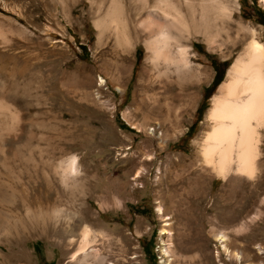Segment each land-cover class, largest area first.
Here are the masks:
<instances>
[{
    "label": "rangeland",
    "instance_id": "obj_1",
    "mask_svg": "<svg viewBox=\"0 0 264 264\" xmlns=\"http://www.w3.org/2000/svg\"><path fill=\"white\" fill-rule=\"evenodd\" d=\"M100 1L0 0V197L25 190L48 198L70 217L61 222L62 229L38 228V233L31 230L7 244L0 234V264H78L72 256L84 226L95 234L93 246L106 257V264H264V254L256 249L264 248V214L248 215L252 228L242 232L214 226L223 221L224 181L207 178L190 191L192 169H172V163L194 155L193 144L212 99L250 37L234 46L235 37L241 40L244 33L238 34L228 22L213 31L216 44L194 35L185 43L191 64L187 79L172 77L165 89L156 84L158 94L141 104L135 91L148 51L146 37L141 34L134 43L132 73L117 84L121 52L111 44H99L95 14ZM233 16L264 46L262 0H238ZM212 65L222 82L203 100L216 74ZM201 104L206 109L198 116ZM73 156L76 181L83 186L82 206L70 203L65 196L72 185L62 182V163ZM132 158L140 164L152 160L138 180L135 173L126 175ZM4 165L11 168L12 177L5 174ZM49 183L52 188L46 191ZM169 184H174L176 198L166 192ZM116 187L125 191L113 200ZM260 201L264 205V194ZM13 204L0 210L25 216L16 200ZM78 212L82 216H75ZM221 233L229 237L232 254L217 241ZM167 249L172 254L165 259ZM238 250L249 257L238 262L233 256Z\"/></svg>",
    "mask_w": 264,
    "mask_h": 264
},
{
    "label": "bare ground",
    "instance_id": "obj_2",
    "mask_svg": "<svg viewBox=\"0 0 264 264\" xmlns=\"http://www.w3.org/2000/svg\"><path fill=\"white\" fill-rule=\"evenodd\" d=\"M229 1L233 3L232 7ZM262 2L264 3V0ZM237 10L238 0H101L95 14L99 44H111L121 52V55H118V71L114 78L117 84H121L126 73H132V47L139 41L141 34L145 35L144 44L148 51L135 91L141 97V104L157 93L154 87L156 84L165 89V86L173 82L172 77L183 79L191 72L185 43L194 35H204L210 45L216 44L217 35L213 31L220 23L228 22L238 34L244 33L241 40L235 37L234 46L242 44L246 40L245 37H250L248 43L242 44V51L212 99L201 134L193 144L194 155L190 159L172 163L174 171L184 172L192 169V177L187 181L190 191H196L195 189L203 186L207 178L215 177L224 181L225 195L221 196L224 201L221 206L224 211L223 221L217 220L214 226L232 229L236 233L245 231L252 225L248 215L255 213L258 217L264 214V205L260 201V196L264 194V46L258 41L254 31L244 27L241 22L234 21L233 13ZM208 72L201 70V75L208 77ZM144 128L142 125L141 129ZM139 148L141 147H136V153L141 155ZM137 159L130 160L126 172L128 178L135 173L134 180L140 179L147 170L146 166L152 162L147 158L140 164ZM62 167V182L67 186L72 185L71 191L65 197L70 203L82 206L83 186L76 181V157L73 156L62 163ZM3 168L5 174L12 177L11 168L6 165ZM51 188L49 183L46 191ZM112 191V199L117 200L118 193L122 194L125 189L116 187ZM11 192L2 193L0 208L11 205L16 200L19 203L17 210L24 212L25 216L13 212L12 216L0 210V234H3L6 244L10 243L12 238L22 237L31 230L38 233V228L52 226L56 230L62 229L61 222L70 219L68 216L64 217L65 211L57 208L48 198L32 196L25 190ZM166 192L174 197V184L167 185ZM60 199L62 196L58 195L56 202H60ZM80 214L82 216L81 212L75 216L80 217ZM164 226L170 224L165 223ZM80 231V243L72 259L78 261V264H106V257L99 255V249L93 246L95 234L92 230L84 226ZM216 239L226 254H232L228 248L229 237L226 234L221 233ZM256 249L259 254H264L261 245ZM0 250L3 251L2 246ZM244 252L238 250L233 256L241 262L243 257H249ZM120 253L126 258L123 249H120ZM171 254L167 249L162 256L166 259ZM164 263H167V260Z\"/></svg>",
    "mask_w": 264,
    "mask_h": 264
},
{
    "label": "trees",
    "instance_id": "obj_3",
    "mask_svg": "<svg viewBox=\"0 0 264 264\" xmlns=\"http://www.w3.org/2000/svg\"><path fill=\"white\" fill-rule=\"evenodd\" d=\"M261 18V17H260ZM85 50V49H83ZM214 69H216V74H215V77H214V80L211 84L210 87L206 88L204 90V95H203V100H208L211 95L213 94L214 90L220 85V83L222 82V78H218L219 76V72H218V69L215 67V65H212ZM206 109L203 107V105L201 104L197 110V115L200 116L202 114V111Z\"/></svg>",
    "mask_w": 264,
    "mask_h": 264
}]
</instances>
